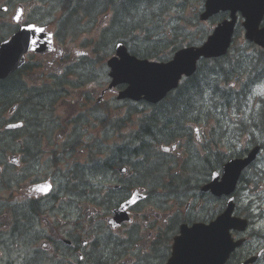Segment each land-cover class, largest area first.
Masks as SVG:
<instances>
[{
    "label": "flooded vegetation",
    "instance_id": "1",
    "mask_svg": "<svg viewBox=\"0 0 264 264\" xmlns=\"http://www.w3.org/2000/svg\"><path fill=\"white\" fill-rule=\"evenodd\" d=\"M28 113L29 117L35 116L31 111L25 115ZM87 128L92 130L84 132L81 127L78 143L81 147L95 146L100 151L105 142L104 133L96 131L97 127ZM31 134H21L22 141L15 143L18 158L15 164H6V157L15 155L14 148L9 152L0 142V264H168L175 237L183 226L200 221L208 223L221 213L217 200L210 193H201L199 188V193H192L184 208V201L169 193L164 205L155 210L130 208L127 220L117 227L106 222L105 227L91 226L87 221L90 216L108 220L140 181L141 173L134 165L132 136L123 137L128 148L124 152L127 173L101 172L102 182L115 179L116 189L111 191L101 181L89 185L78 179L79 187L73 190L67 162L70 148L61 145L59 150L52 151L49 147L54 143L42 141L45 134L40 130ZM206 165L207 161L187 162L186 173L195 178ZM212 169L211 176L217 168ZM208 175L202 173V180ZM251 186L243 179L242 203L237 206L235 216L247 220L249 227L245 231H232L242 244L226 264H264V228L261 227L264 208L253 205L259 204L260 199L253 202L243 198L246 193L251 194ZM176 224L179 226L175 232Z\"/></svg>",
    "mask_w": 264,
    "mask_h": 264
},
{
    "label": "water",
    "instance_id": "2",
    "mask_svg": "<svg viewBox=\"0 0 264 264\" xmlns=\"http://www.w3.org/2000/svg\"><path fill=\"white\" fill-rule=\"evenodd\" d=\"M242 11L247 17L248 34L247 37L264 46V33H259L255 24L260 20V15L264 12V0H219L209 1L207 4V14L205 18L218 13L220 10ZM251 24V25H250ZM233 23H224L210 38L209 43L201 52L188 54L181 52L176 55L175 60L168 65H160L149 62H139L129 57L124 49H120L118 55L121 60L110 62L118 76H115L114 85L126 84L127 90L121 94V98L140 100L142 96L149 98H162L169 90L175 86L172 83L183 74L192 75L196 71V63L202 56L206 58L223 56L230 46L233 36ZM122 50V51H121ZM114 62H119L114 65ZM17 54L9 47H4L0 55V78H6L13 70L19 67ZM245 163H233L226 172L223 183L217 189H228L226 194H230L237 182L239 171ZM236 168L233 172L232 169ZM216 190L217 194L220 195Z\"/></svg>",
    "mask_w": 264,
    "mask_h": 264
},
{
    "label": "trees",
    "instance_id": "3",
    "mask_svg": "<svg viewBox=\"0 0 264 264\" xmlns=\"http://www.w3.org/2000/svg\"><path fill=\"white\" fill-rule=\"evenodd\" d=\"M172 0H146L144 3L140 4H130L126 5L125 7H120L118 11L117 16V22L119 21V29L117 31V28L115 27L112 33L115 34V36L124 35L126 36L134 27H136L137 21L141 18V16L147 12L150 9V6H156V5H162L164 6L167 2L169 3ZM121 16V17H119ZM119 17V18H118ZM148 17V15L146 16ZM121 19H123L121 21ZM141 25V24H139ZM111 36V35H110ZM141 43L143 46V50L136 51V47H134L135 51L133 54L139 58L142 57H158L160 53L158 50V45L155 43H152L149 41V37L146 36L144 40ZM160 56V55H159ZM247 65H250L252 63H246ZM224 66V67H223ZM223 71L220 73H216V75H213L209 71L201 69L200 74L190 80L188 82V87L181 91V93L178 96V101L175 105L170 109L172 113H166L164 114V118L162 120H157L155 117H161L163 115V112L167 110L166 108L160 106L158 108H161L160 111L155 112L149 119L150 127L147 128L148 130L145 131V129L140 134L143 138L152 137V134L154 135H163L166 134V130H160V125L165 126H172L175 124V118L173 117V114H179L181 111H184L185 115H193L196 116L201 111L205 109L206 106V100L204 99L203 95L210 94L211 90H216L218 94L226 95L229 98H233L237 101H240L242 103V92H237L232 88L228 82L232 75L233 77H239L241 72V61H238L237 63L234 62V60H230L228 64H223ZM202 77V78H201ZM223 80L224 83L219 87V84L215 82V80ZM12 80H8L5 82H0V103L2 100H5V97L8 99L13 96L15 89L17 88L14 84L11 83ZM216 85L218 89L214 86ZM7 104V103H6ZM196 104H200L199 107H196ZM224 109V108H222ZM30 111V109H29ZM199 111V112H198ZM264 119V117H263ZM264 123V120L263 122ZM264 126V125H263ZM151 135V136H150ZM146 140H140L141 144H144ZM143 147V146H141ZM139 147V149L141 148ZM118 158H124L126 157V153L118 152L117 153Z\"/></svg>",
    "mask_w": 264,
    "mask_h": 264
},
{
    "label": "rangeland",
    "instance_id": "4",
    "mask_svg": "<svg viewBox=\"0 0 264 264\" xmlns=\"http://www.w3.org/2000/svg\"><path fill=\"white\" fill-rule=\"evenodd\" d=\"M172 2H174V0H172ZM200 8L201 7H200V4H199V0H193L191 3H188L187 5H185V7H183L182 10H181L182 11L181 13L187 18V21H188V22L184 21L182 23V26L184 27L183 29H185V28H187L189 26L190 33H191V31H193V34L196 33L197 36H199V29L202 32V31H204V29H209V28H211L213 26L212 23H203V25L200 26V24H201L200 21L196 19L197 13L199 12ZM119 17H121V16H119ZM122 20L123 19H121V21ZM171 31L172 30L168 28L166 30H163L162 32H171ZM193 34L191 33L192 36L197 37L196 35H193ZM168 35H172V34H168ZM188 35H189V33H188ZM199 40H200V36H199ZM239 43H240V41H238V44ZM136 49L138 51L143 50L142 47H137ZM212 70H213L214 73H220L221 71H223V67H222L221 64H217V65H215L212 68ZM210 93L214 96L215 102H217V105H216L217 106V110H213L209 106H206L205 107V110H204V113H202L200 115V117L201 118H207L212 113L218 114L221 117V120H222V127L218 131V133H216L213 136V144L218 147V146L223 145L226 141H229V143L232 146H235V141H236L237 133L239 131L241 132V130L236 129L235 127L232 126V124L228 120H225L224 119V113L225 112L223 110H221V107L225 103L222 101V99L220 97V94H218L216 91H215V93H213L212 91ZM14 104H16V102ZM199 105L200 104H196V107H199ZM16 117L19 118L18 115ZM257 121L259 122L260 121V118ZM229 128H231V129H229ZM2 129H3L2 126H0V131H2ZM142 139H144V138H142ZM232 152H234V151H232ZM194 169L196 170L197 168H194ZM205 172L206 173H209L210 171L207 170Z\"/></svg>",
    "mask_w": 264,
    "mask_h": 264
},
{
    "label": "bare ground",
    "instance_id": "5",
    "mask_svg": "<svg viewBox=\"0 0 264 264\" xmlns=\"http://www.w3.org/2000/svg\"><path fill=\"white\" fill-rule=\"evenodd\" d=\"M174 34L176 35V37H179V36H180V35L177 34V33H174ZM211 91H212L213 93H215L216 90H211ZM222 108L225 109V108H226V104H223L222 107H221V110H224V109H222ZM41 110H42V109H37V111H41ZM204 110H205V109H204ZM204 110L201 111V112H200L199 114H197L196 116H200L202 113H204ZM224 112H225V111H224ZM154 113H155V112H154ZM154 113H153V114H154ZM153 114H152V115H153ZM152 115H151V116H152ZM151 116H150V117H151ZM150 117H149V118H150ZM149 118H148V120H150ZM151 118H152V117H151ZM162 121H163V120H162ZM147 130H148V129L146 128L145 131H147ZM228 133H229V132H228ZM151 140H153V139H151ZM149 142H150V141H148V140H146L144 144H141V142H140V143H139V146H137V147L135 148V151H137V152L139 151V152H141L144 156L149 157V156H150V144H151V143H149ZM141 146H143V147H141ZM139 147H141V148L139 149ZM232 147L235 148V146H232ZM101 188H102V187H101ZM101 188L98 187V188H96V189H101Z\"/></svg>",
    "mask_w": 264,
    "mask_h": 264
},
{
    "label": "snow or ice",
    "instance_id": "6",
    "mask_svg": "<svg viewBox=\"0 0 264 264\" xmlns=\"http://www.w3.org/2000/svg\"><path fill=\"white\" fill-rule=\"evenodd\" d=\"M30 30L31 31H37V30H39L41 32L44 31V29H42V28L41 29H36L35 27H31ZM33 43H36V41H33ZM164 151H169V149L165 148ZM218 176H219V173H216V172H213L212 173V179H217ZM37 191H47V189H37Z\"/></svg>",
    "mask_w": 264,
    "mask_h": 264
}]
</instances>
